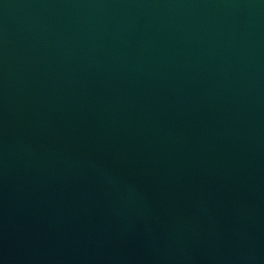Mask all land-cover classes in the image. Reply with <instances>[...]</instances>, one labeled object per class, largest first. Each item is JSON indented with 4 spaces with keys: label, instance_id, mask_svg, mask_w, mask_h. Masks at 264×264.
Here are the masks:
<instances>
[{
    "label": "water",
    "instance_id": "1",
    "mask_svg": "<svg viewBox=\"0 0 264 264\" xmlns=\"http://www.w3.org/2000/svg\"><path fill=\"white\" fill-rule=\"evenodd\" d=\"M0 264H264V0H0Z\"/></svg>",
    "mask_w": 264,
    "mask_h": 264
}]
</instances>
